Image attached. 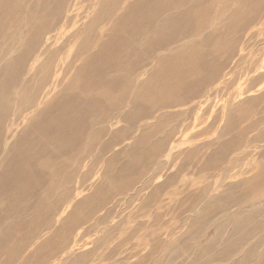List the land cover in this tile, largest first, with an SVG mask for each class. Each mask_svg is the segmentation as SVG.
I'll list each match as a JSON object with an SVG mask.
<instances>
[{
	"label": "bare ground",
	"instance_id": "6f19581e",
	"mask_svg": "<svg viewBox=\"0 0 264 264\" xmlns=\"http://www.w3.org/2000/svg\"><path fill=\"white\" fill-rule=\"evenodd\" d=\"M20 1L0 0V155L3 149L1 144L8 147L5 158L0 162V201L5 199L4 201H7L9 205L6 207L7 210H3L0 206L2 207L0 214H15L18 210L14 209V206L34 190L32 186L43 185L55 166L68 164L69 157L74 152H78L93 130L97 128L92 133L87 154L93 155V151L96 152V145L100 138H108L98 155L92 156L91 165L84 176L78 180L77 189L69 191L71 198L63 200L64 197H61L62 201H65L64 207L69 201L66 212L62 214L64 217L62 223L65 225L61 223V226L52 233L48 230L47 235L37 242L36 248L42 253L36 264H47L51 257H62L67 253L68 248L75 246L76 243L72 241L71 236L83 222L84 215H87L90 210V213H96L110 204L114 186L109 182L117 183L121 178L127 177L128 172L131 170L133 172L131 169L133 166L140 168V163L145 169L144 161L146 162L149 157L153 156L151 158L153 159L169 151L166 156L171 158L173 164L177 160L176 150L189 144L192 150L187 152L184 159L179 158L180 162L183 160L179 172L185 169L184 164L187 162L192 166H198L194 162L197 157L199 160L203 159L201 168L205 170L203 165L215 160L216 156L218 161L225 163L231 155L243 150L240 153L243 156L242 160L248 159L250 155L246 153L248 148L252 144L262 143L264 131L262 136L257 135L250 140L246 139V144H242V137H246L249 131V127L243 128L242 133L239 131L241 140L234 142L232 148L234 150L227 156L219 157L220 151L223 150L221 140L227 134L237 131L242 123L251 122L255 114L261 116L253 127L263 123L261 121H264V113L257 111L263 103L260 97L264 95L260 93H263L264 87L260 81L264 78V74L255 76L246 87L244 94L240 91V94L236 95L240 101L233 108H229L231 103L228 101V107L225 105L226 112L224 111L222 116L220 109L218 110L221 103L217 100L212 102L211 99L204 102L205 105L201 110H197V106L190 107L188 121L178 125L176 122L188 112L185 110L182 113H173L171 110L190 105L204 89L220 83V79L223 76L226 77L227 72L224 73V71L237 54V48L232 47L233 43L243 41V32L254 29L259 24V15L263 16L262 13H264V0H241L237 5H234L237 0H227L232 1L233 4L228 9H222L221 13L219 9L214 11V3L217 0H98V5L93 6L95 10L92 11L89 21L82 28H76L77 31L73 34L68 33V28L76 24L74 19L77 17H72V14L78 9V4H81L80 0H61L54 5L49 0H44L42 6L36 9L39 13L36 19L28 15L29 18L26 21L28 24H24L22 29L27 27L25 34L29 38L22 46L16 44L19 50H15L14 42L22 29L15 36L8 35L7 30L13 26L17 18L16 10L20 11V8L18 9ZM232 5H234L233 9ZM151 12L157 13L158 16L152 17ZM51 13L54 18L57 16L55 20H52ZM8 17H14L15 20L12 19V22L7 24L4 21ZM213 17L218 23L215 27L211 20ZM147 23H152L148 30ZM208 30L211 31L198 44L187 47L180 45L183 41L189 42L196 39ZM231 31H235L236 36L239 34V38H235ZM167 43L169 44L166 45ZM175 45L178 46L167 53L168 49ZM244 48H246L245 45L240 48L242 53ZM149 49L152 50L149 51ZM159 52L163 55L150 75L145 80H141L139 89L133 94V101L127 109L134 86L119 84L117 76H114L119 73L117 67L126 62V57L129 56L132 59L133 55H136L138 65H143L142 69H146ZM224 56H227L225 60H223ZM148 61L151 62L147 64ZM235 62L241 63L242 58L239 62ZM6 64L13 68L8 77H4ZM137 74L138 71L134 76L136 77ZM189 75L195 78L188 81ZM230 78L222 83L228 82ZM236 79L226 88L233 87ZM22 84L23 89L20 91L16 107L15 96ZM34 88H36L35 92L28 99V93L30 94ZM258 89L257 94L260 95L252 94ZM15 107L16 111H14ZM160 111H163L161 115L153 117ZM12 115L17 118L13 122H11ZM221 118L224 121L215 140L202 146L194 145L198 139L205 138L214 131ZM142 121L148 122L142 127L141 134L134 144L130 145L129 156L126 157L123 151L113 154L106 164L105 172L95 192L90 191L86 193L88 195L80 197L81 183L88 181L94 173L98 176L103 166L102 158L116 145H121L126 140V136ZM199 127L201 130H197ZM168 128L170 131L167 134L164 133ZM158 135L162 137L160 136L156 141ZM6 137H8L7 142H5ZM177 141L181 142L176 144ZM216 143L219 145V150L217 154L215 153L214 159L211 154L209 157L199 155L204 146L209 149ZM46 146L55 149L49 151V154L52 153L53 156L46 155L48 153L43 151V155H46L43 158L44 163L37 165L42 149ZM56 151L62 152L61 162L58 161L59 156L57 157ZM240 155L236 154V156ZM236 156L232 160V171L236 168ZM259 157L261 159L258 162L254 160L256 163L254 170L257 167V171L252 180L242 179L230 183L229 188L221 190L219 194H216V191H219L221 186L211 187L210 185L205 187L201 195L192 203L188 197L180 201L181 216L189 212H196L198 215L189 216L187 219L184 217L185 224L179 230L182 234L175 241L172 240L179 235V232L171 238L167 248L163 250L164 253L155 264H264V198L258 205L253 203L261 194H264V169L262 171L260 168L264 167V147ZM122 161L125 162L113 178L110 174ZM95 168H97L96 172ZM36 170L40 176L35 173ZM238 173L241 174L235 178L241 177L243 172L238 171ZM195 175L194 171L190 173V176L183 175L181 182L188 184V179H193ZM74 176L76 177V173ZM176 181L177 175H172L157 185L144 201L143 208H150L152 203L160 201L162 197H164L162 202L164 205L167 200L172 201L169 186L175 187ZM197 183L195 180L192 184ZM182 184L185 192L189 187L191 188L189 184ZM246 185L249 187L242 190ZM239 189L240 192H238ZM212 190L214 194L211 197L205 195V191ZM182 192L175 189L176 196ZM46 194L49 193L46 192ZM45 195L42 197L43 200ZM208 198V202L200 206V203ZM62 201L51 204L50 211ZM198 201L197 205L191 206ZM161 206L158 208L160 209ZM50 213L42 212V215H39L40 218L31 221L30 227L38 226L42 223L41 219H44L46 224V218ZM7 219L0 216L2 222ZM130 222V217L123 218L108 229L103 238L95 241L92 250L76 256L65 255L63 264H83L86 258L100 256L102 247H105V251L102 252L101 258H97L98 264H128L127 261L139 256L141 250L138 251V248L157 240L164 231L162 227L161 229L152 227L148 233L143 230L147 229L146 225L137 224L132 227L128 225ZM13 225V223L10 224V227ZM16 227L0 233V261L2 260L4 264H11V260L16 257H12L9 252H15L17 254L14 255H18L27 242L32 241L29 245L31 246L39 236V231L34 232L35 238L31 239V235H27L25 230L19 229V226ZM211 229L214 230L208 240L209 235L205 234ZM116 232L121 236L111 245L109 240ZM8 238H12L11 242H8ZM134 240L136 242L130 247V243ZM165 240L157 243L158 246L151 249L146 256L136 259L131 264H148ZM126 247L131 249H125ZM114 250L122 251L114 254ZM7 252L9 254L4 255ZM110 252L113 259L114 256L118 257L113 263L107 262L111 259ZM125 253H128L126 257ZM189 253L191 255L188 256ZM37 256L38 254L31 255L23 264H30L29 260ZM3 257H7V260H3ZM21 257L15 261L18 262ZM46 257H50L46 262L40 261Z\"/></svg>",
	"mask_w": 264,
	"mask_h": 264
},
{
	"label": "rangeland",
	"instance_id": "374dc122",
	"mask_svg": "<svg viewBox=\"0 0 264 264\" xmlns=\"http://www.w3.org/2000/svg\"><path fill=\"white\" fill-rule=\"evenodd\" d=\"M60 1L61 0H49V2L52 5L58 4L57 2H60ZM161 1H163V0H161ZM239 1H241V0H237L234 5H237ZM43 2H44V0H21L19 3V7H18V9L20 8V11L18 12V10H16V12L18 13L16 20L14 17H8L7 20L4 21L8 24V23L12 22V19L15 20L13 26L8 28L7 34L8 35L11 34L14 36L17 35L18 31L22 29V26L24 24H28L26 21L30 17V15L33 16L34 19H36L39 15V13H38V11H36V9L40 6H42ZM80 2H81V4H78L79 7H77L78 9L75 10L74 13L72 14V17L76 16L77 18L74 19V20H76L75 26L73 25L72 27L68 28V33H70V34H73L80 27L82 28L84 26V24L89 21V18L92 15L91 14L92 11L94 12L95 7L98 5V0H91L90 2H87L86 0H80ZM214 4H215L214 5V11L219 9L218 11L221 13L223 11L222 9H225V8L228 9L229 6L233 3H232V1H227V0H217L216 3H214ZM234 5L231 6L232 9H233ZM91 6H92V8H91ZM93 6H95V7L93 8ZM231 10H230V12H231ZM218 13H217V15H218ZM262 14H263V16L259 15V19H258L259 24H257L256 27H254V29H250L246 32H243V35H244L243 41L233 43L232 47L237 48V54L235 55V57L233 58V60L229 64L227 70L224 71V73L227 72L225 75L226 77L223 76L220 79V83H215L213 86H210V87L204 89L199 94V97L196 100H194V102L191 103L190 105H187L183 108H175V109L171 110V111H173V113H182L185 110H187V112H188L187 114H183L184 116H182V118H180L176 122V125L180 124L183 121H188L190 107L193 108V107L197 106V110H201V109H203V107L205 105L204 102H206L208 99H211L212 102H213V100H217L218 102L221 103V106L218 107V110L220 109L221 116H222L223 112L224 111L226 112L225 105L228 107V104L231 103V106H229V108H233L234 105H236L240 101L239 99L236 98V95H239L240 91H242L244 94L246 92L245 89L248 86V84L250 83V81L255 76H261L264 74V20H263L264 19V13H262ZM28 15H29V17H28ZM51 15H52V20H55L57 18V16L54 18L53 13H51ZM23 16L26 19L23 18ZM151 16L157 17L158 15H157V13L151 12ZM49 19H51V17ZM215 19H216L215 17H213L211 19L212 23L214 24V27L218 25V23H216ZM148 23L146 24L147 30L152 26L151 25L152 23H150V24H148ZM77 25H78V27H77ZM26 31H27V27H24L22 29V31H20L18 39H16L14 42L15 50L17 48H19V46L18 47L15 46L16 44H21V46H22V44H24L25 41L28 40L29 36H26V34H25ZM210 31L211 30H208L206 33H203L201 36L197 37L196 38L197 40L192 39L189 42L183 41L182 43H180V45H182V46L186 45V47H187V46L192 45V44H198V42L202 41ZM133 33H135V32H133ZM231 33H234L235 38H239V36H240L238 33H237L238 36H236L235 31H231ZM254 33H256V34H254ZM253 36H254V38H253ZM180 38L182 39V37H180ZM71 42H72V39L70 40V43ZM168 44L169 43H167L166 45H168ZM242 45H245V47H246V48H244L243 53H242V51H240V48H242ZM177 46L178 45H175V46L171 47L170 49H168L169 51L167 53L172 52L175 49V47H177ZM17 50H19V49H17ZM141 50H143V48ZM151 50L152 49H149V51H151ZM164 53H166V52H164ZM162 55H163L162 52L157 53L156 56L154 57V59L152 60L151 65L148 66L146 69H144V68L142 69L143 65H138V61H137L138 57L136 55H133L132 59H130L129 56L126 57V62L123 65L117 67V70L119 71V73L115 74L114 76H117L116 79L119 82V84L120 85L125 84V85L134 86L133 90H132V95H131L130 101L128 102V106L126 105L127 109L130 107V103L133 101V94H135L136 91L139 89L141 80H145L150 75L151 71L153 70V68H155V66L157 65V63H158V61ZM226 57L227 56H224L223 60H225ZM241 58H242V62L237 64V62H235V61L239 62L241 60ZM150 62L151 61H148L147 64H149ZM4 69H5L4 77H6V76L8 77V75L10 74L9 72L13 71V68L9 64H6L4 66ZM136 71H138V74L135 77L134 74ZM143 75H144V77H143ZM198 77H201V76H198ZM229 77H231V78L228 82L222 83V81H224L225 79H228ZM194 78L195 77H192L189 75L188 81L193 80ZM235 79H236V83L233 85V87L226 88V86L232 84ZM38 80H39V78H38ZM263 81H264V78L262 79V81H260L262 83V86L264 87ZM21 89H23V84L18 89V91H17L18 93H16V96H15L16 107H17L18 102H19L18 97H19ZM35 89L36 88L32 89L30 94L28 93V99L35 92ZM123 90H125V88H123ZM258 91H259V89L256 91V93H252V94H257ZM260 94L264 95V91H263V93H260ZM260 94H257V96ZM246 96H249V94H246ZM26 98H27V96H26ZM260 98H261V102L263 101V103L261 104V106L258 107L257 112L264 113V109H263L264 108V97H260ZM228 101H229V103H228ZM16 107L14 108L15 109L14 111H16V109H17ZM162 113H163V111L157 112L154 114L153 117L156 118V116H159ZM118 115H119V113H118ZM118 115L116 117H118ZM149 116H151V115H149ZM260 116L261 115L256 116V114L253 115L254 118L253 119L251 118V122H248V123L244 122L241 125H239V128L237 129V131H234L231 134H227L221 140L223 150L220 151L219 157H222L223 155L227 156L232 150H234V149H232L234 146V142L237 141L238 139L241 140V133L247 127H249V129H248L249 131H248V134L246 136L247 138L242 137V140H241L242 144H246V139L250 140L257 135L262 136V133L264 131V121H261L263 123L260 126L253 127L254 123H256L259 120ZM16 119L17 118L12 115L11 122L15 121ZM223 121H224V119L221 118L220 122L216 126L215 130L212 131L207 137L202 138V139H198V141H196L194 143V145H197V146L201 145L202 146V145H206L209 142H213V140H215V138L218 136V133L220 132V127L223 124ZM146 122H148V121L140 122L137 125V127L134 130H132V132H130L126 136L127 137L126 140L121 145H118V146L116 145L106 156H104L102 158L101 163L103 166L100 169L98 176H96V173H94V175H92V177H90L88 179V181H83L85 183H81V189L79 191V194H81V195H79L80 197L88 195L86 193H90V191L95 192L97 185L100 184L101 179H102V175L105 172L106 164H107L109 158L113 154H115L118 151H120V152L123 151L124 155L126 157L129 156L128 152L130 151V148L134 144L135 140L141 134L142 127L146 124ZM152 122H154V121H152ZM114 125H116V124H114ZM203 127H204V125L202 126V128ZM200 128L201 127H199L197 130H201ZM96 130H97V128L89 134L88 139L85 137L87 140L84 141L82 147H80V149L78 150L77 153L74 152L69 157L68 162H67L68 164H65V165L60 164V165L52 168V170L50 172V176L45 180V182H43V185H39V184H36L34 186L29 185V186L34 187V190H32L31 193L25 195V197L21 201L18 202V205L14 206V209L18 210L15 214H13V215H7L6 213L0 214V216H2V217L4 216V217L8 218L5 222L0 221V233L2 231H5L6 229H10V228L19 226V229L25 230L27 232V235H31L30 238L33 239V238H35V237H33V234H35L36 232L39 231L38 232L39 236L37 237L36 241H34L31 246H29V245L32 243V241L27 242V244L23 248L22 252L21 253L19 252L20 254L18 253V255H14L17 253L9 252V253H11L12 257L16 256V257H14L15 259L13 258L11 260L12 261L11 264H14V262H16L15 264H23V262L26 260V258L30 257L31 255L38 254L37 257H32L31 260H29L30 264H34V263L36 264V262L39 260L38 258H39L40 253H42L41 251L37 250V248H36L37 242H39L43 237H45L50 230H51L50 231L51 233L54 232L55 230H57L61 226V223L64 222L63 221L64 217L62 214L66 212L68 205H69V201L66 203V205L64 207L63 204H65V201H62L61 197H64L63 200H66L70 197L69 191L71 189H77L78 180H80V178L84 176L85 172L88 171L89 166L91 165L90 161L92 160V156H94V154L98 155V153L101 150L103 143L108 139L107 137L106 138L105 137L100 138L99 142L96 145L97 146V148L95 149L96 152L93 151V155L87 154V152L89 151L88 146H89L90 140L92 139V135H93L92 133H94V131H96ZM169 131H170V128H168V130H166L164 133L167 134V132H169ZM239 131H241V133H239ZM195 132H196V130L194 131V133ZM160 136L162 137V135L156 136L157 137L156 141H158ZM13 140H14V138L12 139V141ZM7 141H8V137L5 138V142H7ZM180 142L181 141H177L176 144H178ZM202 142H203V144H202ZM188 145L189 144L183 145L182 148H180L179 150H176L177 160H176V162L172 161L173 164L171 163V158L169 156H166L169 153V151H167L165 153V155L164 154L162 156L159 155V156H156L153 159H151L153 157L152 156V157H149V159H147L146 162L144 161V163H145L144 168L145 169H143V165H141V163H140V168H136V165L133 166L131 168V169H133V172H132V170L130 172H128V176L125 178H121L118 181L119 183L118 182L117 183L109 182L112 186H114V190L112 191L113 197L110 200L111 202L109 201L110 204L107 203L109 205H106L104 208L100 209L96 213H90L91 212V210H90V212L88 211L87 215H84L83 222H81V225L77 227L78 229L71 236L72 241H74L76 243V245L68 248V251L65 255H68V257H69V256H76L80 253L81 254L86 253V252L88 253V251L92 250V248L94 247L95 241H97L99 238H103V236L107 233L108 229H110L113 225H115L116 223L123 220V218H129L130 217L131 222L128 225H131L132 227H135L137 224H144L147 226V229H143L145 232L149 233L151 231L152 227H154V229H159V228L161 229V227H162L164 231L159 236V238H157V240H153L152 243L145 244L141 248H138V251L141 250V252L139 253V256L127 261V263L128 264L134 263L136 259L146 256L151 251V249H154L155 246H158L157 243H159V242L165 240V238H167V240L164 241V243L162 244V247L159 249V251L156 253V255H154L148 261V264H155L156 260H158L159 257L164 253L165 249L167 248V244H169L171 241V238L175 234H177L178 232H179L178 233L179 235L176 238H174L172 241H175L176 239H178L180 237V235L182 233H180L179 230L182 229L183 225L185 224V220L187 219V217L198 215V213H196V212L195 213L189 212L186 215L181 216L182 211H181V208L179 205L180 201L185 200L188 197L190 199V202L192 203V201L195 198H197L198 196L201 195L203 189L205 187L210 186V185H211V187H213L215 185L221 186L219 188V191L218 190L216 191V194H219L221 192V190H225L230 185V183H235V182L241 181L242 179H245V180L248 179L249 181L252 180L254 177V174L257 171V167H256V170H254V168L256 166V163L254 160H256L258 162L261 159L259 157V154L262 152V148L264 147V139H263L262 143L252 144L248 148V150L246 151V153L250 154L248 156L249 157L248 159L242 160L243 156L240 155V153L243 151L242 150V151H239L238 153H234L233 155H231L225 163H224V161L220 162L217 159V156H216L217 153L216 152L219 150V148H218L219 145L217 143L215 145H212L211 148H209V149L204 146L202 148V150L200 151L199 155H204V157H209V155L211 154L212 159H214V157L216 156L215 160H213L212 162L210 161L209 163L204 164L203 166L205 167V170H203L202 169L203 167L201 168V166H202L201 164L203 163V159L199 160V157H197L196 159L194 158L195 160L194 159L193 160L198 166H192L189 162H187V164H184V166H185L184 170L185 171L183 170V171L179 172L180 168L182 166L181 162L183 161L182 160L180 162L179 158L181 157L184 159L187 152H190L192 150V149H190L191 147H189ZM1 148H3V149H1L2 153L0 155V162H2V160L5 158L7 151H8L7 150L8 147L3 145V144H1ZM170 148H171V146H170ZM256 148H258V149H256ZM51 150H55V149L51 146H46L45 148H43L42 152H41V156L38 159L39 163H36V164L40 165V164L44 163L43 158L46 155L53 156L52 153L49 154V151H51ZM43 151L48 153V154L43 155ZM57 151H56V153H58L57 157L59 156L58 161L61 162L62 161L61 160V155H62L61 153L62 152H57ZM205 151L206 152L208 151V152L205 153ZM236 154H239L240 156H236ZM171 156H172V154H171ZM235 156H236L235 159H237L236 168H234L233 169L234 171H232V160L234 159ZM124 162L125 161H122L119 164L120 167L118 166L115 169V171L110 174V176H112L114 178L115 174H117L119 172V169L121 168V166ZM78 164L81 165V167ZM82 166H83V168H82ZM77 167H79V168H77ZM67 168H68V170H65ZM260 168L263 171L264 167H260ZM96 169L97 168H95V172H96ZM226 170H227V173L225 174ZM193 171L195 172L196 175L193 179H190V180L188 179V184H189V186L191 185V188L189 187L187 189V192H185V190L182 188V186H183L182 183H185V184H187V183L181 182L182 176L183 175L190 176V173ZM238 171H242L243 173H242L241 177L235 178L236 176L241 174V173H238ZM35 173L37 174V170ZM75 173H76V177L74 176ZM72 175H73V177H72ZM172 175H177L176 185H174L175 187L169 186V188H171L169 190H170V194L172 197V201L167 200L165 205H164L162 203L164 201V197H162L160 201H156V202L152 203L150 208L144 209L143 204H144V201H146L148 199V195L151 194V192L153 191V189L157 185H159L161 182L165 181L166 179L170 178ZM222 175H223V177H222ZM38 176H40V175H38ZM220 177H222V178L219 179ZM195 180L198 183L193 185L192 183ZM199 180L202 183L199 182ZM74 183H75V185H74ZM148 183L151 185H147ZM219 183H220V185H219ZM129 185L131 188L129 187ZM198 185L200 188L198 187ZM104 187H106V186H104ZM128 187H129V189H127ZM192 187H194V188H192ZM248 187L249 186L246 185V186H244V188L242 190L247 189ZM175 189H177L178 191H183V192L180 193L178 196H176ZM46 192H48L49 194L45 195ZM238 192H240V189L238 190ZM205 193H206L205 194L206 196L211 197L214 194V191L213 190L212 191H205ZM187 194H188V196H187ZM43 195H45L44 200L47 199L44 204H43L44 200L42 199ZM261 196H263V197L261 198ZM261 196L259 198H257L256 200H254V202H253L254 205L260 204V201L264 198V194H261ZM51 197H52V199H50ZM184 197H186V198H184ZM4 200H2V201H4ZM59 200L62 201V203L60 205L57 204L56 207L54 206V210L50 211L49 206L51 204H54L55 201L58 202ZM208 200H209V198L206 199L205 201H203L202 203H200V206L204 205L206 202H208ZM2 201H0V206L3 207V210H7L6 207L7 206L9 207V205L7 204V201L6 202L5 201L2 202ZM185 203L187 204L188 202H185ZM198 203H199V201L195 204H192L191 206L197 205ZM10 204H11V202H10ZM41 204H43V205H41ZM160 205H162V206L159 209L158 207ZM2 207H0V208H2ZM61 209H62V211H61ZM42 212H47V214H48V212L52 213V215H50L51 214L50 213L49 214L50 216L49 215L47 216L46 224L44 222V219H41L40 221L42 223H40L38 226L33 225V227H30L31 221L35 220L36 218H40L39 215L40 214L42 215ZM158 217H160V218H158ZM51 222H53V223H51ZM12 223L14 225L12 227H10V224H12ZM62 225H65V223H62ZM29 228L31 229L32 232L31 231L29 232ZM16 229H18V227H16ZM213 230L214 229H211L210 231H208L205 234V235H209L208 240H209ZM141 233H144V232L141 231ZM167 235H169V236L167 237ZM119 236H121V234H119L117 232L114 233L112 238H110L111 240H109L110 244L113 245L115 242H117V240L119 239ZM137 236H139V233H137ZM113 237H114V239H113ZM11 239L12 238H8V242H11L10 241ZM15 240L17 241V238ZM134 242H136V241L134 240L130 243V247L133 246ZM14 243H16V242L14 241ZM28 246H29V248H28ZM104 249H105V247H102L100 249V256L94 255L91 258L90 257L88 259L86 258V260L83 262V264H98L99 261L97 260V258H101L102 252L105 251ZM125 249L130 250L131 248L126 247ZM112 251H113V249L111 250V252ZM121 251L122 250H114V254H115V252H121ZM111 252L109 255V257L111 259L107 260L108 263L109 262L113 263L115 261V258H116L114 256V259H113V257L111 256ZM9 253L7 252L4 255H7ZM58 253H59V251H58ZM127 254L128 253H125L124 256L126 257ZM21 255H22V257H21ZM65 255H62V257L59 255L60 256L59 258L46 257L44 259L42 258L40 261L44 260L46 262L50 258L48 260L47 264H57V263L63 264V261H65V258H66ZM189 255H191V254L189 253L188 256ZM18 257H21V258L17 262L15 260H17ZM6 258L7 257H5V258L3 257L2 259L5 260ZM181 260H185V259H181ZM178 262L180 263L182 261H178ZM0 263L4 264L2 262V260L0 261Z\"/></svg>",
	"mask_w": 264,
	"mask_h": 264
}]
</instances>
